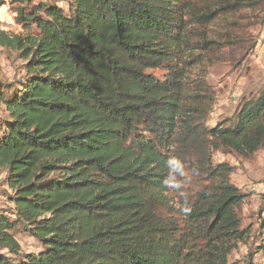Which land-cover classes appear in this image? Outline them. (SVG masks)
<instances>
[{"label": "trees", "instance_id": "16d2710c", "mask_svg": "<svg viewBox=\"0 0 264 264\" xmlns=\"http://www.w3.org/2000/svg\"><path fill=\"white\" fill-rule=\"evenodd\" d=\"M32 1L19 31L0 22L23 70L0 82V264H232L245 197L213 153L264 149V86L209 126L207 78L225 49L253 50L264 0ZM170 156L189 171L188 216L162 186Z\"/></svg>", "mask_w": 264, "mask_h": 264}, {"label": "rangeland", "instance_id": "374dc122", "mask_svg": "<svg viewBox=\"0 0 264 264\" xmlns=\"http://www.w3.org/2000/svg\"><path fill=\"white\" fill-rule=\"evenodd\" d=\"M6 4L0 8V22L5 30L19 31L17 10L26 6L31 0H5ZM38 1L33 0L32 4ZM31 4V3H30ZM260 15L262 12L259 13ZM255 41L251 52H245V46H234L225 49L209 69L208 81L216 89L217 99L209 115L208 124H214L232 115L241 99L256 97L260 88L264 86V17H261L248 29V33ZM22 61L0 47V82L16 81L23 73ZM156 75H163L161 69L153 70ZM214 162H228L233 167L232 182L244 194L241 218L242 227L249 228L246 243H240L230 255L232 264H264V149L246 155L236 152L223 153L214 151ZM6 172L0 168V210L10 207L4 191ZM11 218H14L11 215ZM14 235L21 245V252L37 254L42 245L19 224L16 225ZM251 254V256H250Z\"/></svg>", "mask_w": 264, "mask_h": 264}, {"label": "clouds", "instance_id": "9594fccd", "mask_svg": "<svg viewBox=\"0 0 264 264\" xmlns=\"http://www.w3.org/2000/svg\"><path fill=\"white\" fill-rule=\"evenodd\" d=\"M165 164L168 169V173L162 180V186L167 190L178 191L180 195L185 197V202L182 206H180L179 212L184 216H188L192 212V207L187 202L186 193L183 191L184 181L182 179H178V177H185L189 171L186 169L184 162L177 156H170L165 161Z\"/></svg>", "mask_w": 264, "mask_h": 264}]
</instances>
